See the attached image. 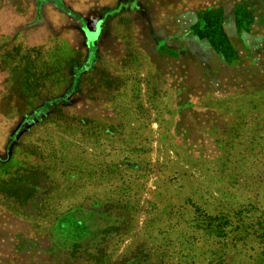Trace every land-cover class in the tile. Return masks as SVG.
<instances>
[{
    "label": "rangeland",
    "instance_id": "rangeland-1",
    "mask_svg": "<svg viewBox=\"0 0 264 264\" xmlns=\"http://www.w3.org/2000/svg\"><path fill=\"white\" fill-rule=\"evenodd\" d=\"M0 264H264V0H0Z\"/></svg>",
    "mask_w": 264,
    "mask_h": 264
},
{
    "label": "crops",
    "instance_id": "crops-1",
    "mask_svg": "<svg viewBox=\"0 0 264 264\" xmlns=\"http://www.w3.org/2000/svg\"><path fill=\"white\" fill-rule=\"evenodd\" d=\"M252 22L250 11L243 5L234 6L229 12L217 8L202 12L192 24L191 32L205 49L228 61L234 58L237 51L233 33L245 34Z\"/></svg>",
    "mask_w": 264,
    "mask_h": 264
}]
</instances>
